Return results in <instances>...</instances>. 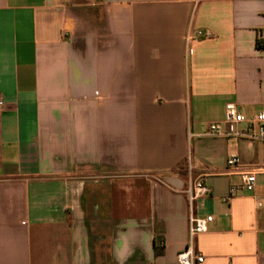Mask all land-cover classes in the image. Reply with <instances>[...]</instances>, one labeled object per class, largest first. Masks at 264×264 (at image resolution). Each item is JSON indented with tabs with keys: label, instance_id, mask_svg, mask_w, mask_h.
<instances>
[{
	"label": "crops",
	"instance_id": "1",
	"mask_svg": "<svg viewBox=\"0 0 264 264\" xmlns=\"http://www.w3.org/2000/svg\"><path fill=\"white\" fill-rule=\"evenodd\" d=\"M258 41L264 0H0V264H179L199 177L195 264H264Z\"/></svg>",
	"mask_w": 264,
	"mask_h": 264
},
{
	"label": "built area",
	"instance_id": "2",
	"mask_svg": "<svg viewBox=\"0 0 264 264\" xmlns=\"http://www.w3.org/2000/svg\"><path fill=\"white\" fill-rule=\"evenodd\" d=\"M197 35L199 37H209L211 33L205 30H198ZM3 102L0 101V106ZM245 114L239 110L235 103H229L226 106V121L228 123H241L246 121ZM252 125H258L260 129L259 135H253V138H264V112L250 119ZM211 133L214 135L220 134V128L216 124L210 126ZM0 156H1V143H0ZM241 162V159L236 154H231L228 159V165H237ZM191 170V168H189ZM264 178V171L262 172ZM257 185V172L252 171L245 173L242 176V189L249 193H254ZM239 191L238 187H233L230 190L229 196L225 199L229 201L230 198L234 197ZM211 187L205 182L202 177L191 179L188 183L186 194L189 203V244L184 251L178 254L179 264H195L196 262H203L204 257L198 254L194 249L195 238L197 235L207 231V226L213 221V216H199L196 213V205H204L205 199L211 194ZM255 199L258 203L264 196L255 195Z\"/></svg>",
	"mask_w": 264,
	"mask_h": 264
},
{
	"label": "trees",
	"instance_id": "3",
	"mask_svg": "<svg viewBox=\"0 0 264 264\" xmlns=\"http://www.w3.org/2000/svg\"><path fill=\"white\" fill-rule=\"evenodd\" d=\"M263 46H264L263 42L262 41H258V47L259 48H263Z\"/></svg>",
	"mask_w": 264,
	"mask_h": 264
}]
</instances>
